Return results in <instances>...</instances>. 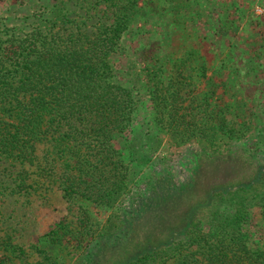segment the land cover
I'll return each mask as SVG.
<instances>
[{"label":"rangeland","instance_id":"obj_1","mask_svg":"<svg viewBox=\"0 0 264 264\" xmlns=\"http://www.w3.org/2000/svg\"><path fill=\"white\" fill-rule=\"evenodd\" d=\"M122 1L0 0V37L53 20L57 9L90 31L110 21L113 4ZM126 23L108 57L113 78L134 97L127 125L111 140L127 165L124 188L108 203L77 196L68 204L52 141H36L33 163L2 161L0 255L35 264L42 254L29 244L43 243L56 264H129L170 238H186L189 229L206 231L215 215L235 211L233 199L242 203L236 229L243 241L264 246V0H133ZM180 100L200 110L220 107L215 114L239 135L173 142L153 103ZM18 170L26 171L28 186L13 178ZM251 179L248 191L235 190ZM218 188L229 192L213 194ZM77 212L88 229L78 245L43 238L60 218L72 226ZM10 243L24 253L15 255ZM198 257L194 264H205Z\"/></svg>","mask_w":264,"mask_h":264},{"label":"trees","instance_id":"obj_2","mask_svg":"<svg viewBox=\"0 0 264 264\" xmlns=\"http://www.w3.org/2000/svg\"><path fill=\"white\" fill-rule=\"evenodd\" d=\"M132 6L133 0L114 3L111 20L97 22L90 31L57 9L53 20L34 21L24 31L4 32L0 37V169L7 167L2 164L5 159L33 163L36 141L49 139L62 166L57 185L68 204L77 196L105 203L116 199L126 183L127 165L111 140L127 125L134 97L113 78L108 57L127 27ZM57 20L71 23L57 25ZM153 104L157 120L177 144L196 134L206 141L239 135L238 126L215 114L220 107L200 110L181 100ZM20 171L13 178L26 187V171ZM253 182L237 184L235 190L248 191ZM224 192L229 191L218 188L213 194ZM233 200L238 202L235 211L215 215L206 231L189 229L186 238H170L128 263L162 264L171 259L169 264H194L199 256L205 264H264V246L248 247L236 229L242 203ZM84 217L77 212L72 226L70 220L60 218L42 236L51 245L61 244V238L64 242L74 238L77 244L82 233L88 232ZM191 244L194 249H187ZM29 245L42 254L35 264H56L43 243ZM10 250H16L15 255L24 253L22 246L14 243ZM0 264L22 261L2 253Z\"/></svg>","mask_w":264,"mask_h":264}]
</instances>
